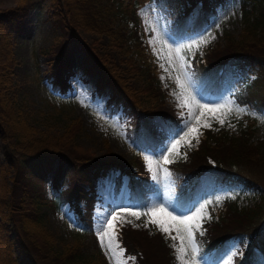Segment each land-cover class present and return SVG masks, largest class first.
<instances>
[{
    "label": "trees",
    "instance_id": "16d2710c",
    "mask_svg": "<svg viewBox=\"0 0 264 264\" xmlns=\"http://www.w3.org/2000/svg\"><path fill=\"white\" fill-rule=\"evenodd\" d=\"M146 1L49 0L48 4L49 19L61 30L59 39L81 44L85 56L91 60L88 67H95L102 85L110 89L107 104L121 106L128 113L127 129L135 147L157 142L179 121L174 109L164 104L154 65L142 42L136 9ZM213 1L154 0L155 6L167 13L172 23L178 26L185 24L190 29L207 20V9ZM246 1L252 12L247 14L248 9H243V25L239 34L234 37L224 32V42L207 48L202 61L194 64L195 70H203L207 74L210 85L223 75L227 77L231 65L234 69L245 64L264 66V0H243L242 4ZM35 3V0H19L13 6L0 8V133L3 143L0 208L4 210L0 215V264H107L91 227L93 180L99 172L113 167L118 171L115 187L120 184L121 176L127 174L129 191L140 193L146 183V172L137 153L124 161L109 151L105 158H95L87 150L79 148L73 141L78 126L76 119L65 132L52 134L36 130L20 109L9 90L15 65L9 39L11 33L21 29L24 16ZM78 27L107 34L121 52L130 54L127 62L141 78L139 91L143 93L146 104L139 103L135 89L105 66L101 55L93 51L91 43L79 37ZM52 52L55 60L48 71L53 78L52 84L63 90L69 63L63 54V47H55ZM234 93L237 101L257 106L264 104V75L239 86ZM250 135L249 125L239 128L236 133L205 128L196 147L186 152L183 159L168 164L173 172L181 176L179 182L188 179V182L179 185V198L186 200L193 193L186 183H190L191 187L193 183L209 179H239L246 184L261 182L264 186V140L253 141ZM54 158L59 163L67 159L72 161L77 177L89 187L82 189L74 182V186L66 192L71 194L78 226L72 242L60 249L54 246L51 235L44 227L41 210L46 203L41 191L42 181ZM10 167L13 174L7 179ZM57 187L55 182V193L58 192ZM47 203L56 204L53 197ZM263 212L264 193L249 206H238L234 200H224L222 215L215 220L204 221L202 233H196L199 250L216 253L225 247L228 238L245 236L249 240L247 249L241 250L233 264H248L255 253L252 249L256 245L257 234L264 227ZM9 220L17 231L15 239L8 235ZM118 237L124 252L133 254L132 264L170 262V247L156 231L147 233L139 228L121 226ZM15 246L21 254L19 262L11 253Z\"/></svg>",
    "mask_w": 264,
    "mask_h": 264
},
{
    "label": "rangeland",
    "instance_id": "374dc122",
    "mask_svg": "<svg viewBox=\"0 0 264 264\" xmlns=\"http://www.w3.org/2000/svg\"><path fill=\"white\" fill-rule=\"evenodd\" d=\"M18 1L0 0V8L13 6ZM242 1L214 0L207 9V20L201 21L202 23L193 29L185 24L178 26L172 23L169 15L155 6L154 0H147L136 9L142 42L154 65L156 81L162 89V99L164 104L174 109L179 120L175 128L157 142L140 147H135L128 133V113L121 106L112 107L107 104L110 89L107 85H102L96 68L88 67L91 60L89 56H85L84 48L79 43L59 39L61 30L48 17L49 0H35V5L28 9L23 18L24 23L21 29L10 34L9 44L15 65L12 68V85L9 90L36 130L61 134L76 119L78 126L73 135V141L93 157L105 158L109 151L124 161H127L134 153H137L142 160L143 169L146 172V183L140 193L128 190L127 174L121 176L120 184L115 187L118 171L113 167L99 172L93 180L91 227L107 264H132L133 262V254L125 253L120 243L118 235L121 226L139 228L147 233L154 231L160 233L170 247L171 258L166 264H180L173 247L174 245L179 247L181 244L179 238L173 239L178 235L175 230H172L169 235L159 231L155 224L150 223L151 218L148 216L141 215L136 218L128 215L130 211L147 212L153 207L161 206L167 207L173 215L181 217L192 216L199 212L201 219L194 221L193 225V236L198 249L196 264H233L236 257L241 254V250L247 249L249 240L243 236L228 238L225 247L219 252H201L198 248L196 233H202L204 221L215 220L222 215L224 200H234L238 206H249L257 202L264 193L263 183L246 184L239 179H209L193 183L191 187L190 183H186L187 188H191L193 193L182 201L178 196V188L183 182H188V179L184 178L183 182H179L181 176L173 172L168 164H164L163 155H161L162 150L164 155H168L166 148L180 139L188 130L186 124L189 109L178 107V101L173 95L178 92L175 78L180 74V62L172 51L177 48L182 50L181 55L190 65L186 71L190 78V90L197 101L209 106L217 104L232 106V111L223 116V124H220L216 118L221 115L220 113L215 116L210 113L205 114L198 126V141L205 128L224 129L227 133H236L244 125L250 126V138L253 141L264 140V104L250 105L237 101L234 97V91L239 86L257 76L262 78L264 66L245 64L239 69H234L231 65V69L228 70L230 74L227 77L223 75L213 85L209 84L208 76L203 70H195L194 67L196 61H202L203 53L207 48L220 46L224 42V32L231 33L234 37L239 34L243 25V9H248L247 14L252 12L247 1L244 5ZM77 33L81 39L92 44L93 51L101 55L105 66L135 89L139 103L146 104L143 93L139 91L141 78L131 70L127 62L130 54L121 52L111 38L103 32L88 31L78 27ZM149 41L153 43L150 44ZM55 47H63V54L69 63L66 87L63 90L60 86L52 84L53 78L48 71L55 60L52 52ZM153 47L160 53V58L153 52ZM169 56L172 58L171 64L168 60ZM162 64L164 67H161ZM192 114L194 121L195 117L200 116V109L193 106ZM205 123L210 124V127H205ZM189 139H191L190 146L182 143L178 154L173 152L169 156L172 162L183 159L186 152L196 147L197 139L191 136ZM145 157L153 162L152 171L146 166ZM2 162L3 143L0 133V167ZM164 169L168 174L163 171ZM76 173V167L72 161L67 159L59 163L58 159L54 158L42 181L41 191L46 201L41 206L44 215L43 224L51 235L54 246L58 249L72 242L78 226L71 203V194L66 192L74 186V182H77L82 189H89ZM12 174L13 170L10 167L6 174L7 179ZM55 182L58 184L57 193L53 188ZM8 184H10L9 181ZM142 192L143 195H141ZM51 197L56 202L54 206L47 203ZM205 205L206 209L202 207ZM3 211L0 208V215ZM113 213H120L115 229V243L119 247L114 248L113 252H108L106 247H101L97 231L102 230L101 226L106 225ZM262 215L264 216V212ZM146 222H148L147 227H145ZM196 225L199 227L196 228ZM7 226L9 237L15 239L17 231L12 221L9 220ZM180 235L185 237L184 245L187 248L184 259L191 264L193 254L188 247L186 233L181 231ZM255 243L252 249L255 253L248 264H264V227L258 232ZM120 249L123 250L122 255H120ZM11 253L15 255L17 262L21 260L18 247H13ZM113 255L115 259H112Z\"/></svg>",
    "mask_w": 264,
    "mask_h": 264
},
{
    "label": "snow or ice",
    "instance_id": "6c2138e0",
    "mask_svg": "<svg viewBox=\"0 0 264 264\" xmlns=\"http://www.w3.org/2000/svg\"><path fill=\"white\" fill-rule=\"evenodd\" d=\"M149 43H153V41H149ZM175 52L176 59L180 62V74L177 75L175 78L176 85L178 92L173 93L176 100L178 101L177 106L181 109L188 108V120L186 127L188 130L184 132L183 136L180 137V139L175 140L174 143H171L170 147L166 148V151L168 155H164L163 151H161V155H163V162L164 164H169L172 161L169 159V156L176 152L178 154V149L181 146L182 143H187L189 146L191 145V139L196 138L198 141V134H199V124L201 122V119L205 116L206 113L215 114L220 113V116H217L218 122L220 124L224 123L223 116H226L228 113L232 111V106L230 104H217L215 106H209L208 104L199 103L196 99V96L192 94V91L190 90L189 85V77L186 69L190 66L188 61L184 59V56L181 55L182 50L177 48L172 50ZM153 52L157 54L158 58H160V53L157 52L156 48L153 47ZM169 63H172L171 56L168 57ZM161 67H164L162 64ZM193 106L200 109V116L195 117V120L193 121V114L192 109ZM181 115L183 116V111L181 112ZM205 127H210V124L205 123ZM195 134V135H193ZM146 160V166L149 168L150 171H152V161L148 159V157H145ZM166 174L167 170H163ZM206 209V205L202 206ZM128 215L135 216L136 218H139L141 215L150 217V223L155 224L159 231L169 234L172 230H175L177 232V237H173V239L179 238L181 241V244L179 247L173 246L176 251V258L180 262V264H188L187 261H185L184 256L187 251V248L184 245L185 237L180 235L181 231L186 233L187 241H188V247L192 250V261L191 264H196V255L198 253V249L195 245V240L193 236V225L194 221L201 219V216L199 212L192 216L184 215V216H178L173 215L172 211H169L167 207L161 206L159 208L153 207L149 209L147 212H138V211H130L128 212ZM120 213H113L112 218L107 220L106 225H102V230L97 231L98 239L101 242V247H106L108 252H113L114 248H118V244L115 243V229H116V221L119 219ZM157 217H162L163 219H158ZM130 223V221H129ZM148 226V222L145 223V227ZM196 228L199 227V225L195 226ZM123 254V250L120 249V255ZM112 259H115V256L113 255Z\"/></svg>",
    "mask_w": 264,
    "mask_h": 264
}]
</instances>
